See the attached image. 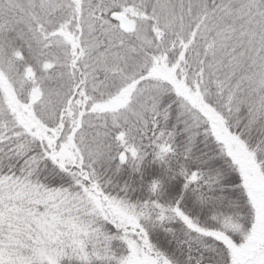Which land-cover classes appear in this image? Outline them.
Returning a JSON list of instances; mask_svg holds the SVG:
<instances>
[{
	"label": "snow or ice",
	"instance_id": "6c2138e0",
	"mask_svg": "<svg viewBox=\"0 0 264 264\" xmlns=\"http://www.w3.org/2000/svg\"><path fill=\"white\" fill-rule=\"evenodd\" d=\"M0 264H264V0H0Z\"/></svg>",
	"mask_w": 264,
	"mask_h": 264
}]
</instances>
